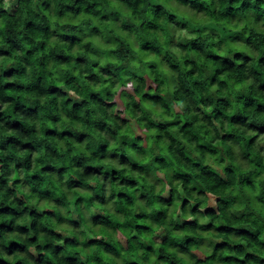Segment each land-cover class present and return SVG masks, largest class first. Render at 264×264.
<instances>
[{"label":"trees","instance_id":"1","mask_svg":"<svg viewBox=\"0 0 264 264\" xmlns=\"http://www.w3.org/2000/svg\"><path fill=\"white\" fill-rule=\"evenodd\" d=\"M262 117L264 0H0V264H264Z\"/></svg>","mask_w":264,"mask_h":264},{"label":"rangeland","instance_id":"2","mask_svg":"<svg viewBox=\"0 0 264 264\" xmlns=\"http://www.w3.org/2000/svg\"><path fill=\"white\" fill-rule=\"evenodd\" d=\"M9 2H10V4H13L16 0H8ZM181 9H184V8H181ZM150 81V80H149ZM119 101V100H118ZM119 105H120V108H123L122 107V104H121V102L119 101ZM260 122H262V123H264V118L262 117V118H259L258 119ZM143 133H144V130H143ZM192 218H190V220H191ZM123 222L126 224V223H131L132 222V218L129 216V215H124L123 216ZM200 252V251H199ZM200 254V253H199ZM202 255V254H201Z\"/></svg>","mask_w":264,"mask_h":264}]
</instances>
